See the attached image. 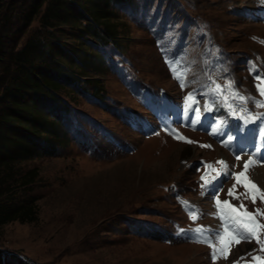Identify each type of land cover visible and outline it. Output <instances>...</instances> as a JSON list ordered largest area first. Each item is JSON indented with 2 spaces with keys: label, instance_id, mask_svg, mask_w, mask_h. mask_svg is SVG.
<instances>
[{
  "label": "rangeland",
  "instance_id": "obj_1",
  "mask_svg": "<svg viewBox=\"0 0 264 264\" xmlns=\"http://www.w3.org/2000/svg\"><path fill=\"white\" fill-rule=\"evenodd\" d=\"M260 5L262 0H128L109 6V24L117 33L108 44L86 37L84 45L72 19L56 29L63 51L69 54L70 44L76 48L70 58L60 56L73 77L58 92L63 104L45 112L62 137L53 153H38L18 165L22 173L38 170L16 193L17 201L33 197L38 214L33 222L2 226L0 250L7 264H257L253 257L264 259L255 238L241 240L225 258L215 238L217 222L209 230L217 242L216 261L212 246L157 235L216 221L213 197L204 195L210 189L201 187L200 165L218 161L223 150L200 132L184 130L185 140L161 133L140 98L152 92L183 103L194 92L203 103L215 100L219 106L221 100L223 107L235 89L257 105L254 77L264 76V20L254 11ZM39 28L40 15L29 35ZM175 48L184 89L166 61V54H177ZM228 80L234 84L222 87L226 93L214 95L211 89ZM236 102L243 110L242 101ZM137 115L141 125L132 124ZM245 160L232 164L219 199L242 203L264 225V201L253 203L231 175L243 170ZM253 167L247 176L264 190V174ZM234 184L239 199L228 194ZM178 198L192 201L200 216L191 219ZM259 238L264 240V228Z\"/></svg>",
  "mask_w": 264,
  "mask_h": 264
},
{
  "label": "trees",
  "instance_id": "obj_2",
  "mask_svg": "<svg viewBox=\"0 0 264 264\" xmlns=\"http://www.w3.org/2000/svg\"><path fill=\"white\" fill-rule=\"evenodd\" d=\"M126 1L0 0V230L13 221L37 219L35 199L17 201L16 193L34 181L38 170L22 173L18 165L38 153H53L62 137L45 112L62 102L58 92L73 77L60 56L68 59L76 48L70 44L69 54L63 51L56 29L72 19L79 23L77 37L83 43L86 37L114 43L117 28L109 24V6ZM39 15L41 28L29 35ZM7 263L0 250V264Z\"/></svg>",
  "mask_w": 264,
  "mask_h": 264
},
{
  "label": "snow or ice",
  "instance_id": "obj_3",
  "mask_svg": "<svg viewBox=\"0 0 264 264\" xmlns=\"http://www.w3.org/2000/svg\"><path fill=\"white\" fill-rule=\"evenodd\" d=\"M262 3H264V0H262ZM255 39V38H254ZM170 68L173 70V76L174 78L180 80V87L184 89L187 87V85L183 82L181 79V74L178 73L176 69L175 63L172 61H168ZM254 79L257 81L255 84V87L257 89V92L260 94V96L264 97V76L261 75H256ZM212 83H215L214 81ZM234 84V81L228 80L226 82L225 86L221 85H215L214 89H211L214 95L220 93L222 91V87H231ZM234 95L236 98H238L240 101H244L246 97L240 95L238 92L233 89ZM201 96L206 95V93H200ZM189 100L192 102L189 103ZM225 100H227V97H225ZM211 103H215V101H212ZM257 106L264 107V104H262L260 101H256ZM229 109V115L233 116L234 118L237 117V112L233 110V106L231 104L227 105ZM183 115L184 119L187 120L189 113L193 114V118L191 120V125L195 127L199 123V118L201 117L202 113L200 110L199 106V99L196 96V93L194 92H189L187 96L183 98ZM214 109L211 106L210 102L208 100H205V105H204V111L207 113L212 112ZM242 120H245V123H251L254 122L255 120H260L261 117H253L252 120H246L244 117H239ZM171 131H175V129H172ZM217 131L216 127H213L212 129V134H215ZM258 135H259V141L257 142L256 147L252 151L251 155L249 156L248 160H245L243 162V170L240 172H233L231 175L235 178L237 184H242L246 190L247 193L251 195L252 202L255 203L256 199L259 198L261 201H264V190H261L255 183H253L251 180L246 175V172L250 166V164L253 161L254 157H259V154L261 153L262 150H264V125H261L258 130ZM179 138V136H177ZM186 139V138H185ZM233 139L232 136L228 137V141H231ZM191 142V141H188ZM227 143V141L225 142ZM235 159L237 161H240L242 157L240 155H236ZM219 163H224V161H219ZM227 169V166H225ZM229 173L227 170L224 173L217 172V176L214 177V179H218L221 175L227 176ZM203 179V177L201 178ZM210 182L205 181L204 184L201 185V187H206ZM236 187V185H233V188H230L228 190V194L230 196H233L234 199H239L237 195L234 194L233 189ZM215 203L217 206L223 205L225 208L228 210L229 213L234 214V223H236L241 229H243V233L241 232H233L228 230V225H225V231L223 233H218L216 235V239L220 241L221 248H220V253L227 258L228 256V247L229 245L234 241L236 243H240L241 240L243 239H256V242L260 244L261 250L264 251V240H261L259 238V232L261 228H264V225L259 224L254 216L253 212L248 211L245 208V205L242 203L239 205V207L233 205L229 200H223L221 201L219 199V190H217L216 196H215ZM243 209V210H242ZM260 210L257 209V212ZM219 214V213H217ZM192 218L195 219V213H192ZM181 232H184V229H180ZM191 231L195 233H202L204 230L202 228H196L192 229ZM199 239V237H197ZM210 243V241H208ZM213 248L212 251V260L216 261L217 260V250L215 245H211ZM253 261L257 262V264H264V259H262L259 256H255L252 258ZM238 264V262H237Z\"/></svg>",
  "mask_w": 264,
  "mask_h": 264
},
{
  "label": "bare ground",
  "instance_id": "obj_4",
  "mask_svg": "<svg viewBox=\"0 0 264 264\" xmlns=\"http://www.w3.org/2000/svg\"><path fill=\"white\" fill-rule=\"evenodd\" d=\"M217 148H219V146ZM220 155L225 160H227L228 157H229L226 152H221ZM252 169L254 170V173H257V174H259L261 176L264 174V165L255 164ZM196 245H198V244H196Z\"/></svg>",
  "mask_w": 264,
  "mask_h": 264
}]
</instances>
